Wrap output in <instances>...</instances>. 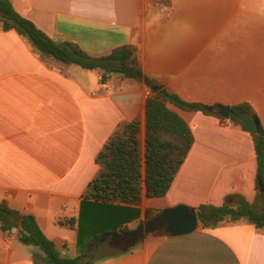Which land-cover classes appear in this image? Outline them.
<instances>
[{"label":"crops","instance_id":"0c3cea01","mask_svg":"<svg viewBox=\"0 0 264 264\" xmlns=\"http://www.w3.org/2000/svg\"><path fill=\"white\" fill-rule=\"evenodd\" d=\"M10 1L49 37L79 44L94 58L136 45L141 70L156 86L216 108L249 104L264 129V0H171L169 10L151 0ZM150 96L144 81L113 76L101 84L97 71L45 62L15 30L0 27V200L33 215L67 258L80 255L79 220L93 221L86 213L99 209L100 225L110 230L103 245L116 252L94 264H264V229L248 221L209 229L199 223L183 236L152 229L120 241L178 206L255 201V144L230 119L170 105L195 143L169 193L132 206L85 199L100 172L98 155L124 124L141 122L145 156ZM40 256L17 231L0 228V264H35Z\"/></svg>","mask_w":264,"mask_h":264},{"label":"trees","instance_id":"16d2710c","mask_svg":"<svg viewBox=\"0 0 264 264\" xmlns=\"http://www.w3.org/2000/svg\"><path fill=\"white\" fill-rule=\"evenodd\" d=\"M151 2L163 10L172 7L171 0ZM0 27L5 31L15 30L29 42L45 62H51L59 67L74 64L85 70L97 71L101 77V84H106L113 76H119L123 80L144 81L151 88V96L147 100L146 154L143 157L141 153L139 140L141 122L133 120L124 124L97 157L96 163L100 166V172L90 183L84 196L87 201H92L96 205L101 207L114 204L139 205L144 197L161 198L169 193L195 143L190 126L170 108V105L184 111L201 112L224 120L214 106L187 102L166 89L153 91L156 83L143 74L136 45L120 47L107 56L94 58L79 44L49 37L35 23L20 15L10 0H0ZM230 109L231 123L248 132L255 144L258 162L257 196L252 204L240 199L235 205L229 200L223 206L202 205L197 209L198 218L205 229L224 222L241 221H248L257 229H264V191L261 190L264 188V136L256 130L254 118H257V115L251 105L241 104ZM125 212H122L123 218L126 217ZM159 215L161 213L156 217ZM112 216L109 219L114 218V214ZM147 217L151 220L153 216L149 212ZM98 219L89 220L91 222L87 224H100ZM83 222L88 221L79 220L80 235ZM59 224L64 225V222L61 221ZM66 224L72 229L76 228L75 220H69ZM0 228L5 233L16 230L20 242L36 246L43 252L44 257L41 261L35 258V264H94L91 261L93 247L98 245L97 242L104 240L110 231L104 229L98 237L90 238L87 244L89 250L80 252L78 257L67 258L62 256L55 242L45 235L33 215H23L2 200Z\"/></svg>","mask_w":264,"mask_h":264},{"label":"water","instance_id":"95a60500","mask_svg":"<svg viewBox=\"0 0 264 264\" xmlns=\"http://www.w3.org/2000/svg\"><path fill=\"white\" fill-rule=\"evenodd\" d=\"M162 90L161 86H156L153 88V91L159 92ZM217 113L223 117L224 119L229 120L231 116V109L227 106H218L216 108ZM254 123L256 126L257 132L264 136V129L261 125V122L258 118H254ZM262 191H264V188H261ZM165 220V223L167 224V233L171 234L173 236H183L193 233L200 221L198 218L197 210L189 208L187 206H178L172 210H168L163 212L157 219L149 223V225H153L157 221ZM152 230V229H150ZM149 232V229H139V231L136 232L138 236H144L145 233Z\"/></svg>","mask_w":264,"mask_h":264},{"label":"rangeland","instance_id":"374dc122","mask_svg":"<svg viewBox=\"0 0 264 264\" xmlns=\"http://www.w3.org/2000/svg\"><path fill=\"white\" fill-rule=\"evenodd\" d=\"M89 215L94 218H99V217L101 218V211L99 209L98 210L94 209L92 211H89V213H86V216ZM103 231L104 228L100 226V224L91 225V224H87V222H83V227L81 232V243L79 245V249L81 250L80 252H83L86 249L89 250L87 244L90 238L98 237ZM97 244L98 245H95L93 247V251L91 252L93 253V258L91 260L93 263H95L102 256L116 252V251H111L107 247H105L103 245V240L97 242ZM125 248L127 247L125 246ZM41 257L42 256L37 258H39V260L41 261Z\"/></svg>","mask_w":264,"mask_h":264},{"label":"flooded vegetation","instance_id":"af4514ba","mask_svg":"<svg viewBox=\"0 0 264 264\" xmlns=\"http://www.w3.org/2000/svg\"><path fill=\"white\" fill-rule=\"evenodd\" d=\"M147 228L150 230V229H156V230H159V231H163V232H167V224L165 223V220H162V221H157L156 223H154L153 225H149L147 224L146 225ZM145 227H141L140 229H144L146 228ZM137 238H141L140 236H138L136 233L134 234H129V235H125L124 237H122L120 239L121 242H125V243H129L130 241L132 240H135Z\"/></svg>","mask_w":264,"mask_h":264},{"label":"built area","instance_id":"2783aa9c","mask_svg":"<svg viewBox=\"0 0 264 264\" xmlns=\"http://www.w3.org/2000/svg\"><path fill=\"white\" fill-rule=\"evenodd\" d=\"M14 231H16V230H14Z\"/></svg>","mask_w":264,"mask_h":264}]
</instances>
